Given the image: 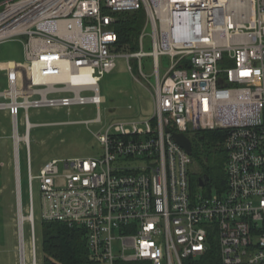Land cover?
<instances>
[{
  "label": "built area",
  "instance_id": "2783aa9c",
  "mask_svg": "<svg viewBox=\"0 0 264 264\" xmlns=\"http://www.w3.org/2000/svg\"><path fill=\"white\" fill-rule=\"evenodd\" d=\"M140 8L139 49H118L114 13ZM14 36H24L25 64L7 62L0 109L12 118L17 195L20 141L26 147L30 263L21 222L18 264H38L33 180L42 220L83 227L89 255L105 264H183L208 250L210 235L222 264H264V0H1L0 42ZM119 55L130 70L138 59L147 81L141 58L152 57L153 113L102 124L99 81ZM159 56L169 58L163 73ZM82 104L98 108L83 123L102 124L90 132L103 155L53 158L32 174L31 128L63 122L33 123L28 109ZM212 129L224 131L220 194L191 187L196 160L172 137L192 142Z\"/></svg>",
  "mask_w": 264,
  "mask_h": 264
},
{
  "label": "rangeland",
  "instance_id": "374dc122",
  "mask_svg": "<svg viewBox=\"0 0 264 264\" xmlns=\"http://www.w3.org/2000/svg\"><path fill=\"white\" fill-rule=\"evenodd\" d=\"M149 32V28L147 29ZM24 36L0 42V90H8L7 62L15 61L18 65L25 64L23 41ZM144 51H151V36L143 39ZM143 71L149 75L147 81L140 75L139 60L130 59V70L125 56L115 58V67L102 76L99 81V91L104 97L99 111L102 124L116 120L143 121L153 113L151 97L152 82L155 81L152 57L141 58ZM160 72L163 73L169 65L167 56H159ZM137 78V79H136ZM98 108L94 104L72 105L62 108H30L28 118L33 123L63 122L55 125H37L30 130V156L32 174L36 175L43 165L53 158L101 157L102 147L92 136L91 130H98L102 124L83 123L94 118ZM24 110L18 111V133L24 135ZM12 118L10 114L0 109V264H18L17 248L19 247L18 220L22 215L23 238L25 252L29 257V221H28V175L26 164V147L23 141L19 143V173L20 195L16 194V166L14 161ZM226 156V152H225ZM194 172L200 171L196 161L192 165ZM60 170L63 168L60 165ZM214 187V186H213ZM211 186V193L215 188ZM209 193L208 186L200 188ZM34 232L36 235L37 263L42 261V198L37 180L32 186ZM21 213H20V212ZM20 213V214H19ZM16 248V249H15ZM95 264H105L96 261Z\"/></svg>",
  "mask_w": 264,
  "mask_h": 264
},
{
  "label": "trees",
  "instance_id": "16d2710c",
  "mask_svg": "<svg viewBox=\"0 0 264 264\" xmlns=\"http://www.w3.org/2000/svg\"><path fill=\"white\" fill-rule=\"evenodd\" d=\"M1 1V0H0ZM112 28L117 34V48L127 52L139 49V36L146 22L143 8L134 11L114 13ZM223 132L217 129L205 130L192 140V155L200 164V171L191 175V187L197 189L198 178L206 176L209 192L211 186L215 193H222L226 187L224 171L226 156L221 145ZM195 161V162H196ZM42 227V261L41 264H95L96 259L89 255L86 243V230L81 226L70 227L59 221H44ZM211 245L200 256L189 257L183 264H222L219 258L217 239L210 235ZM127 264H148L130 262Z\"/></svg>",
  "mask_w": 264,
  "mask_h": 264
},
{
  "label": "water",
  "instance_id": "95a60500",
  "mask_svg": "<svg viewBox=\"0 0 264 264\" xmlns=\"http://www.w3.org/2000/svg\"><path fill=\"white\" fill-rule=\"evenodd\" d=\"M166 131H171L170 128H166ZM172 137L175 140L177 144H179L182 148L186 150L187 153H192V142L191 140L181 132H173L172 131ZM207 177L202 176L198 178V184L199 185H205L206 184ZM20 214V213H19ZM21 222L18 220V227H20Z\"/></svg>",
  "mask_w": 264,
  "mask_h": 264
},
{
  "label": "bare ground",
  "instance_id": "6f19581e",
  "mask_svg": "<svg viewBox=\"0 0 264 264\" xmlns=\"http://www.w3.org/2000/svg\"><path fill=\"white\" fill-rule=\"evenodd\" d=\"M22 218L23 216L22 215H19V221L22 222Z\"/></svg>",
  "mask_w": 264,
  "mask_h": 264
},
{
  "label": "crops",
  "instance_id": "0c3cea01",
  "mask_svg": "<svg viewBox=\"0 0 264 264\" xmlns=\"http://www.w3.org/2000/svg\"><path fill=\"white\" fill-rule=\"evenodd\" d=\"M15 249H16V248H15ZM17 252H19V251H18V248H17ZM17 257H18V254H17Z\"/></svg>",
  "mask_w": 264,
  "mask_h": 264
}]
</instances>
